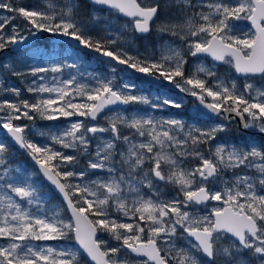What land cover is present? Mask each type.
I'll return each instance as SVG.
<instances>
[{"label":"snow or ice","instance_id":"obj_1","mask_svg":"<svg viewBox=\"0 0 264 264\" xmlns=\"http://www.w3.org/2000/svg\"><path fill=\"white\" fill-rule=\"evenodd\" d=\"M173 2L178 16L162 19L160 0H89L100 12L109 9L129 18L116 30L95 10L89 23L97 28L89 27L76 0H44L39 7L0 0V52L16 50L28 35L65 37L116 65L174 83L207 113L225 120L234 114L245 129L264 134V88L250 79L264 78V0ZM232 21H248L253 30L236 34ZM153 31L179 43L164 41L158 54L147 49L143 54L132 48L135 36L124 35L147 39ZM202 56L243 76L242 87L218 75L215 65L197 63L186 74L187 57L199 61ZM6 67L14 76L34 77L27 87L34 99L22 98L20 88L0 79V93L14 97L0 99V130L10 138H0V264H81L80 250L93 264H128L130 254L153 264H202L201 256L207 264H264V146L217 141L218 133L226 131L223 124L186 125L175 115L126 114L119 107L102 117L107 126L72 120L96 121L109 106L144 104L163 110L183 104L167 96L154 101L137 92L134 82L115 84L84 69L79 57L51 56L26 70ZM37 117L69 123L47 131L17 123ZM33 135L49 142L41 144L29 138ZM14 147L27 153L64 207H50L51 190L14 166ZM81 155L86 157L83 168ZM170 185L177 190L173 199L163 192ZM200 205L206 215L199 214ZM65 208L67 218L61 214ZM98 233L120 243L110 246ZM64 240H74L79 248L47 243Z\"/></svg>","mask_w":264,"mask_h":264},{"label":"rangeland","instance_id":"obj_2","mask_svg":"<svg viewBox=\"0 0 264 264\" xmlns=\"http://www.w3.org/2000/svg\"><path fill=\"white\" fill-rule=\"evenodd\" d=\"M14 2H15V0H14ZM54 2H56L58 4H62V3H64V0H54ZM228 2L234 3L235 0H228ZM20 3L26 7L44 6V0H20ZM76 3L79 4V0H76ZM96 13L100 14L98 12H96ZM4 15H10V14L5 12ZM103 16H104L103 21L105 22V24H110L112 27L115 25V17L113 15H111L109 12H107ZM167 18H172V17H162V19H167ZM110 20H112L113 24L107 22ZM21 23H23V21H21ZM231 23L237 25V27L234 28V32H236V34H242L243 32H251L252 31L251 29H249L246 26V21H232ZM96 27L97 26H92V28H96ZM25 34L28 35L27 33H25ZM51 56L79 57L81 65L84 69H86L90 72H93V73H97V74L101 75L102 77H107L109 79H112L115 84H120L123 81L134 82L132 80V78H129L128 74H126L125 72L118 74L116 71H112L113 67L106 64L104 61L98 60V59L93 58V57H89L88 55L82 53L80 50H74L73 48L65 46L64 44L55 43L47 50L44 48L38 47V48L33 49L28 54L18 55L16 58H14V60H16V63H19V64L25 62L26 66L29 68L30 66H34L37 64L44 63L46 58L51 57ZM197 63H202L206 67H213L215 65L211 61L202 60V59H200L199 61H191V63L189 64L188 70L186 69V65H185V71H187V74H190L191 72L195 71ZM7 65H11L12 67H14V63L12 60L2 62V64L0 65V79H4L7 82V84H9L11 86H15V84L13 82H11L12 80L10 78L6 79L5 77H3L1 75L2 68L4 66H7ZM7 68L9 70H11L9 67H7ZM215 68H216L218 75L222 76L225 79L234 78L236 80L238 86L242 87L244 80H241V81L237 80L236 76L233 74V72H234L233 69H231L229 66L224 65V64L220 65V66L215 65ZM200 75L203 76L202 73ZM32 79H34V77H31L30 75L27 76L26 78L20 77V80L23 81L22 84H26L27 87L29 85V82ZM253 83L256 87L264 88V79L261 80L260 82H253ZM136 85H137V89H136L137 92H141L142 94L147 95L150 99H152L154 101H155L157 96H167L168 98L173 99L172 97L165 95L164 93L147 94V93H145L146 91H144L143 86H141L139 84H136ZM15 87H17V86H15ZM20 89H21V93H22V98L29 99V100L34 99L33 94L27 92V89H25L23 86H21ZM13 98L14 97H12L10 94L0 93V99H13ZM177 101H181L182 104L183 103L186 104V100L183 101L181 99H177ZM183 106L181 108H179V109H182L181 110L182 116H179L176 114V113H178V111H180L179 109H176V108H174L175 109L174 112H173L171 107H166L163 110H153L150 106L144 105V104H129V108L127 109L128 112L126 114L133 113L136 111H139L141 113L147 112V113H150V114L156 116L157 118L167 117L169 115H175L176 118L182 119L186 125H190V124L195 123L197 126H200V127H211V126H214L217 124H223L226 127V124L224 123L223 119H221V121H220L217 118H214V117L206 114L205 112L201 111L196 106H191V107L190 106L183 107ZM108 114L111 115L110 112ZM189 118H194V120H190ZM71 119L72 120H84L85 123L93 124L89 118H85V117H78L77 116V117H72ZM101 119H102V117H101ZM102 121L104 123L108 124V120L102 119ZM17 123L29 125L30 130L47 131L49 127H52L53 129H55V126H66L69 123V121L67 119H64V118L57 120V121H46V120H42L39 117H37V119L35 121L22 120V121H18ZM124 131H128V130L125 129ZM225 132H227V127H226ZM225 132L218 133L217 141L228 143V142H226V140L224 138ZM3 134H4L3 130H0V138H2ZM29 138L33 139L35 141H40L41 144L49 142L46 139V137H42V136H38V135H33V136H30ZM217 141H213L212 144L217 143ZM61 150L64 151L65 154H70V151H72L70 149H61ZM76 154H78V153H76ZM191 163L195 164L196 161H191ZM85 166H86V157L81 155L79 167L83 168ZM19 167H21V169H24V168H22L23 166H19ZM27 172L33 176L34 180H36V181H38L41 184L46 186L45 182L43 180H40L38 178V175L35 174V172H33L32 169H30ZM229 175H230V173H229ZM92 178H95V176H93ZM49 190H51V191H49ZM45 191H49V195L51 197L50 207L61 208V205L59 202L54 201V200L52 201L53 193H54L52 191V189L50 187H49V189H47V187H45ZM176 191H177L176 188L171 186V185L167 186L163 189L164 196L167 199H173L176 196ZM211 203H213V202H211ZM198 207L200 209V212H199L200 215H206L207 214V209H205V207L203 205L202 206L200 205ZM61 214L65 218H67V216H65V214H64V211H62ZM121 219H124V218L121 216ZM106 234L107 233H103L102 237H100V238L107 240L110 246H116L120 243V242L116 241L113 236H109L108 234L107 235ZM146 236H147V233H145V238H146ZM47 243H50L54 246H63L64 244H70L74 250L78 249L74 245V240L50 241ZM177 243H178V246H183L184 242L182 240H179V241H177ZM163 254L164 253L162 252V255ZM197 255H199V254H197ZM81 257H82V253L78 257V259L81 262V264H85ZM200 259H201L202 264H207V262H203L204 258L202 256L200 257ZM127 260H128V264H136L137 261H140V262L147 261V264H152L146 259L139 260V259H135V258L131 257L130 255L127 257ZM256 264H258V261L256 262Z\"/></svg>","mask_w":264,"mask_h":264},{"label":"flooded vegetation","instance_id":"obj_3","mask_svg":"<svg viewBox=\"0 0 264 264\" xmlns=\"http://www.w3.org/2000/svg\"><path fill=\"white\" fill-rule=\"evenodd\" d=\"M84 1H86V0H79L78 6H79L80 12H82V10H83ZM138 2H140V0H138ZM144 2L148 3V2H151V0H144ZM160 3H161V6H162L161 7V13L163 15L162 17H175V16H178L177 8L174 5L173 0H161ZM94 10H92V13L94 12ZM95 11L99 13L98 10H95ZM103 11H106V10H103ZM107 12H109L110 14H112V15H114L116 17L115 18L116 25L113 26V28L116 29V30H120L122 25L128 21L127 19L121 18L119 16V13H115L114 11L108 10L104 14H106ZM82 21H83V19H82ZM246 26L249 29L253 30L251 28L250 22L246 21ZM124 35L127 36V37L135 36V39L132 41V48H133L134 51H138L139 53H143V54H147L146 49H147L148 52H157V54H158V48L164 41H169V42L175 41V42L179 43V41H177L175 37H172V36H170L168 34H157L155 31L149 33L147 39H144L141 36H139L138 34H133L131 32H125ZM31 36L32 35H29L28 38L31 37ZM53 44H55V43L51 42L50 35L48 33H41L39 35V38L26 50L12 51L10 49H7L6 51L0 52V65L2 64V62L10 61V60L16 58L20 54H28L33 49L38 48V47L39 48H44V49L47 50ZM65 46H68V47L72 48L69 45H65ZM187 59H188V64H186V69L188 70L189 64L191 63V61H196V58L187 57ZM200 59L209 61L205 57H201ZM115 71L118 74H121L122 72H125L126 74H128V77L132 78L134 83L139 84V85L144 87V91H146L145 93H147V94H150V93H164L165 95H168V96L172 97L174 100H177V99H181L183 101L186 100V104L183 103V105H184L183 107L196 106L197 108H199V105H198V103H197V101L195 99L187 98L186 94L180 92L178 89L163 88V87L153 88L152 86L145 85L141 80H139L136 77H134V75L131 72V70L128 69L127 67H124L122 69L121 68H115ZM186 74H187V71H186ZM233 74L236 76L235 72H233ZM236 78H237V80H240V81L245 79V78H239L237 76H236ZM250 79H251L252 82H260L264 78H262L260 76V77H257V78L251 77ZM161 81L166 83V84H170V85L174 86V83H169V82L163 81V80H161ZM172 110L174 112L175 109L172 108ZM179 110L180 111H178V113H176V114L179 115V116H182V114H181V110L182 109H179ZM189 119L190 120H194V118H189ZM217 119L221 121V119H223V118L217 117ZM223 121H224V123L226 124V127H227V132L224 133V138H225L226 142H228L229 144H235L237 146H244V145H248V144H255L258 147L264 146V137H262L260 135L253 134V133H257L259 131L255 130V129H252V128H249L248 132L242 131L239 128L238 122L235 121V118H230L228 120L223 119ZM98 124H100L102 126H107V124L104 123L102 121V119L98 121ZM16 164H17L16 165L17 167L21 166L19 163H16ZM207 261L208 260L206 258H204L203 262H207Z\"/></svg>","mask_w":264,"mask_h":264},{"label":"water","instance_id":"obj_4","mask_svg":"<svg viewBox=\"0 0 264 264\" xmlns=\"http://www.w3.org/2000/svg\"><path fill=\"white\" fill-rule=\"evenodd\" d=\"M160 1H161V0H160ZM87 2L89 3V0H87ZM89 4H90V3H89ZM90 5H92V4H90ZM92 6H95V5H92ZM95 7L99 8V6H95ZM104 10H109V9H104ZM119 16H120L121 18H123V19H127V20H129V18L124 17L122 14H119ZM40 34H41V33L37 34L36 36H31V37H29V38L24 42V44L16 46V50H13L12 47H10L9 49L12 50V51L26 50V49H28V48H29V47H30V46H31V45H32V44H33V43L39 38V35H40ZM49 35H50V37H51V42H53V43L71 44V45L74 46L75 48H78V49H80L81 51H83V52H85V53H89V54H91L94 58H96V59H98V60H101V61H105V62H106L107 64H109L111 67H113V66H114V67H118V68L126 67V66H124V65H116L115 62H113V61L110 60V58L103 57V56H101L100 54H98V53H96V52H93V51H90V50H88V49L82 48L81 46L78 45V42H76V41H73V40H70V39H68V38L61 37V36H55V35H51V34H49ZM138 35H139V34H138ZM139 36H140V35H139ZM202 57L207 58L209 61L213 62L214 64H216V65H218V66L222 65L220 62L212 61L211 57H207V56H202ZM130 70H131V72L134 74L135 77H137L138 79H140L144 84H146V85H150V86H152L153 88L163 87V88H174V89H177L175 86H172V85H170V84H166V83H164V82H162V81H160V80H152L151 78L146 77V76H144L143 74H140V73L135 72L133 69H130ZM235 74H236V73H235ZM236 76L239 77V78H244L243 76H240V75H238V74H236ZM252 77L257 78V77H260V75L257 74V75L252 76ZM186 96H187V98L195 99V100L197 101V103H198L199 108L201 109V111L205 112L206 114H208V115H210V116H212V117H214V118H217V117H218V116H214V115H212V114H210V113H207V110L204 109V108L199 104V101H198L195 97L188 96V95H186ZM111 107H119V108H121V109H128V108H129V105H126V106H125V105L109 106V108H106V109L104 110V112H101V113L99 114V116H98V118H97L96 121H91V120H90V121H91L93 124L96 123V122H98V121L101 119V117H102L103 115H105L106 113H109V112H110V108H111ZM231 118H235V121L238 122V124H239V128H240L242 131H246V132H248V129H245V128L243 127V123L241 122V120H240L239 117H236V116L233 114ZM251 133H252V132H251ZM253 134H255V135H260V136L264 137V134H262V133H260V132L253 133ZM9 139H10V138H9ZM15 148H17L19 151H24L23 149H20L19 147H15ZM31 162H32V164L37 168V166L34 164V162H33L32 160H31ZM41 177L43 178L44 182H45L46 184H48V185L51 187V189H52V191L55 193V195H57V196L59 197V199L62 201V199H61V197L59 196V194L55 192L54 186H52L51 183H50L49 181H47L46 178H44L42 175H41ZM62 203L64 204L63 201H62ZM67 213H68V215L70 216V213H69V212H67ZM99 235H100V234L98 233V236H99ZM74 245H75L76 248H79V246L76 244L75 241H74ZM125 250L128 251L127 249H125ZM80 251H81L83 257L85 258V260H86L89 264H93V262L90 261V258H88L85 254H83L82 250H80ZM161 254H162V253H161ZM130 256L133 257V258H135V259H139V260H143V259L148 260L147 257H139V256H136L135 254H130ZM205 258L208 260L207 257H205ZM149 262L153 264V262H151V261H149Z\"/></svg>","mask_w":264,"mask_h":264},{"label":"trees","instance_id":"obj_5","mask_svg":"<svg viewBox=\"0 0 264 264\" xmlns=\"http://www.w3.org/2000/svg\"><path fill=\"white\" fill-rule=\"evenodd\" d=\"M92 10H94V8L91 7V6H89V5L87 4V2L84 1L83 10H82V12H80V18L83 19L84 22H85L86 24L89 25V27L97 26V25H93V24H90V23H89V21L91 20ZM96 10L99 11V9H96ZM99 13H100V15H101L102 17H104L103 15H104L105 11H102V12L99 11ZM111 15H112V14H111ZM113 16H114V15H113ZM162 16H163V15H162ZM114 17H115V16H114ZM115 18H116V17H115ZM115 21H116V20H115ZM103 22H104V21H103ZM107 22L113 24L112 20L107 21ZM104 23H105V22H104ZM115 25H116V22H115ZM96 28H97V27H96ZM89 57H90V56H89ZM12 61H13V63H14V68H15V69H17V70H26V69H28V67L26 66V63H25V62L19 64V63H16V60H14V59H12ZM1 71H2L1 75H2L3 77H5L6 79L10 78V79L12 80L11 82H13V83L15 84V86H17L18 88H21V86H23L25 89H27L26 84H22L23 81L20 80V76H14V75H12V74H11V70H9L6 66H4V67L2 68ZM26 77H27V76H26ZM26 77H23V78H26ZM21 84H22V85H21ZM2 138H4V139H8L7 137L4 136V134L2 135ZM37 142L40 143V141H37ZM70 154H72V155H78V154H76V152H73V151H70ZM12 155H13V158H14V166L17 165L16 163H19L21 166H23L22 168L26 169L27 171H29L30 169H32L33 172H35V174L38 175V178H39L40 180H42V178H41L40 175L38 174L37 169L33 167L32 163H31V161H30V157L27 155V153H26L25 151L22 152V151H18L17 149L13 148ZM39 179H38V180H39ZM45 187H47V189H49V186H48V185H46ZM52 193H53V192H52ZM53 200L59 202L60 205H61V208L64 207L63 203L60 201V199H59L54 193H53V199H52V201H53ZM64 214H65V216L68 217V213H67V211H66V208H65V210H64ZM99 234H100L99 236L102 237V234H103V233H99ZM107 234H108L109 236H112V235L109 234V233H107ZM107 234H106V235H107ZM81 258H82V260H83V262H84L85 264H89V263L85 260V258L83 257V255H82Z\"/></svg>","mask_w":264,"mask_h":264}]
</instances>
